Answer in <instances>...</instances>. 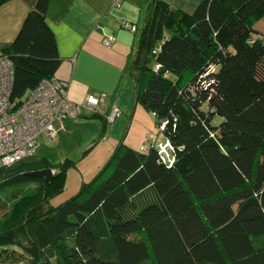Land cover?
<instances>
[{
    "label": "trees",
    "instance_id": "obj_1",
    "mask_svg": "<svg viewBox=\"0 0 264 264\" xmlns=\"http://www.w3.org/2000/svg\"><path fill=\"white\" fill-rule=\"evenodd\" d=\"M47 4L37 0L0 47L17 104L60 62ZM263 18L264 0H201L191 14L155 0L127 71L166 152L120 141L57 206L71 160L52 166L35 153L3 166L0 254L17 245L27 264H264ZM45 168L46 189L25 174Z\"/></svg>",
    "mask_w": 264,
    "mask_h": 264
},
{
    "label": "crops",
    "instance_id": "obj_2",
    "mask_svg": "<svg viewBox=\"0 0 264 264\" xmlns=\"http://www.w3.org/2000/svg\"><path fill=\"white\" fill-rule=\"evenodd\" d=\"M36 1L8 0L0 5V47L14 40ZM154 1L122 0L114 6L112 0H48L45 22L60 59L54 75L68 83V97L73 102H81L89 94L105 95L100 104L105 120L85 113L55 125L58 132L54 139L60 140V145L68 139L80 148L78 152L87 147L83 157L92 163V170L102 165L120 141L135 150H141L147 139L149 145L159 148L168 145L164 133L157 129L154 115L138 101L134 80L127 71ZM161 1L191 14L201 0ZM119 21L133 23L135 30L120 27ZM255 29L264 32V18ZM109 37L113 41L106 46L103 40ZM114 105L120 113L108 122L106 117Z\"/></svg>",
    "mask_w": 264,
    "mask_h": 264
},
{
    "label": "built area",
    "instance_id": "obj_3",
    "mask_svg": "<svg viewBox=\"0 0 264 264\" xmlns=\"http://www.w3.org/2000/svg\"><path fill=\"white\" fill-rule=\"evenodd\" d=\"M121 1L112 0L114 6H119ZM119 26L135 30V25L128 21H119ZM112 41L113 37L105 38L103 44L110 46ZM13 82V64L0 51V168L34 155L41 134L49 139L56 137V124L77 119L85 113H102L100 104L105 95L89 94L81 102H73L68 97V83L55 75L41 79L19 104L10 99ZM119 113L114 105L106 120L112 122ZM158 128L162 131L163 124ZM147 142L141 150L147 148ZM167 148L168 145L161 146L160 153H165Z\"/></svg>",
    "mask_w": 264,
    "mask_h": 264
},
{
    "label": "rangeland",
    "instance_id": "obj_4",
    "mask_svg": "<svg viewBox=\"0 0 264 264\" xmlns=\"http://www.w3.org/2000/svg\"><path fill=\"white\" fill-rule=\"evenodd\" d=\"M157 129L158 131H161L159 128ZM38 141L40 144L36 151V155L47 156L52 162V166L58 165V163L64 161L65 159H69L73 162L72 164H68V168L64 177L63 189L60 192L52 195L50 198V203L53 206H57L73 196L78 191L83 182H89L103 167V165L106 164L110 157L109 155H111L114 151L113 149V151L109 153L108 157L102 161L103 163L100 165V167L92 170V163L87 162L88 158L84 159L85 157H83V155L86 153L87 147H85L83 150L81 149L82 151L78 152L80 148L72 145L73 141L66 139L64 140V144L60 145V140L49 139L46 135L39 136ZM83 162L86 163L83 164ZM19 238L22 242H26L25 238H21V236H19ZM12 248L18 253L15 250H10V248H8L6 254H0V257H2V259H0V264H27V262H29L28 255L25 253V251L22 252L20 246L14 245ZM147 264H151L150 260Z\"/></svg>",
    "mask_w": 264,
    "mask_h": 264
},
{
    "label": "water",
    "instance_id": "obj_5",
    "mask_svg": "<svg viewBox=\"0 0 264 264\" xmlns=\"http://www.w3.org/2000/svg\"><path fill=\"white\" fill-rule=\"evenodd\" d=\"M26 175L29 176H35V177H40L44 179V184H45V189L47 188L48 183L52 180L54 170L50 168H45V169H39L35 171H30L25 173Z\"/></svg>",
    "mask_w": 264,
    "mask_h": 264
}]
</instances>
